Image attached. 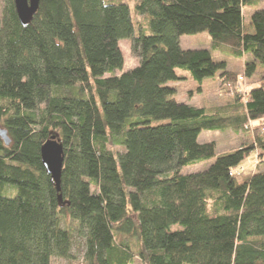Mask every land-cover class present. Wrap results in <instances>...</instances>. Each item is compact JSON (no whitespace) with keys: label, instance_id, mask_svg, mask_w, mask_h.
I'll return each instance as SVG.
<instances>
[{"label":"trees","instance_id":"trees-1","mask_svg":"<svg viewBox=\"0 0 264 264\" xmlns=\"http://www.w3.org/2000/svg\"><path fill=\"white\" fill-rule=\"evenodd\" d=\"M1 1L0 129L10 143L0 138V264L73 260L66 218L83 264H264V171H237L251 152L264 164V85L223 116L177 102L170 85L183 68L242 99L237 73L212 55L247 56V78L264 68V11L252 12L249 33L247 0H138L150 34L135 35L124 3L40 0L23 26L14 0ZM201 32L210 49L181 48L182 36ZM122 40L138 65L115 75ZM250 127L251 144L182 173L214 157L203 131ZM51 134L64 152L59 191L40 157Z\"/></svg>","mask_w":264,"mask_h":264},{"label":"rangeland","instance_id":"rangeland-1","mask_svg":"<svg viewBox=\"0 0 264 264\" xmlns=\"http://www.w3.org/2000/svg\"><path fill=\"white\" fill-rule=\"evenodd\" d=\"M104 4H126L131 13L132 21L134 23V34L138 35L140 33L150 34L149 30V15L139 14L136 10V5L138 4V0H103ZM2 9V1L0 0V16ZM247 10L244 11V15ZM210 37L208 33L201 32L198 34L192 35H184L180 39L181 48L187 50H193L196 48L202 49H210ZM119 49L121 51L123 57V66L120 70L115 72V75H120L123 72L131 70L138 65V59L132 55L130 50V41L122 40L119 42ZM213 60L227 61L229 58L228 55L221 54L219 52H213ZM230 69L234 70L238 75V80L236 84V90H239L242 94L239 100L236 98L235 91L233 87L230 85L221 86L219 82V78L210 77L205 78L200 82L194 81L191 79L189 73L183 68H177L175 73L180 80L171 83L170 85L176 89L175 99L179 103L189 104L197 108H204L207 113L212 114L214 112H218L222 116L227 114V112H236L235 107L240 105V103H245V92L248 91L249 88L254 86H259L261 84L264 85V71L257 70L252 78H247L244 76V64L240 60V65L236 64V62H232L228 60ZM234 64L236 67L234 68ZM233 67V68H232ZM112 74L107 73L105 76L109 77ZM241 76V77H240ZM218 109V110H215ZM228 109V111L226 110ZM128 123V121H127ZM156 124V122H153ZM255 125L257 123H251ZM260 133L264 134V117L260 120ZM264 136V135H263ZM254 137L253 128H249L246 130L245 128L241 131H232L227 130L224 132L220 131H203L198 141L199 143H215V155L213 158L207 161L200 162L195 166H187L182 169V173L189 174L193 172H197L207 168L216 157L221 154L229 153L233 150H236L242 145H249L252 143ZM113 150H121L119 147L111 146ZM259 159L257 158V151L251 152L247 157L242 161V163L238 167L239 177L243 178L250 174H254L257 171H264V164H260ZM92 190V186H91ZM73 230V249L72 253L75 257L73 260H65L61 258H53L51 260V264H83L82 255H83V241L78 237V234L75 230V223L69 221V219H64L62 221V226H67ZM133 264H141L138 258L134 259Z\"/></svg>","mask_w":264,"mask_h":264},{"label":"water","instance_id":"water-1","mask_svg":"<svg viewBox=\"0 0 264 264\" xmlns=\"http://www.w3.org/2000/svg\"><path fill=\"white\" fill-rule=\"evenodd\" d=\"M40 0H14V7L21 25L31 22L39 8ZM0 138L5 145H9L10 139L7 132L0 129ZM41 163L56 185L59 191L61 171L64 161L63 147L56 135L51 134L40 149Z\"/></svg>","mask_w":264,"mask_h":264},{"label":"crops","instance_id":"crops-1","mask_svg":"<svg viewBox=\"0 0 264 264\" xmlns=\"http://www.w3.org/2000/svg\"><path fill=\"white\" fill-rule=\"evenodd\" d=\"M263 10L264 11V0H247L246 1V5L245 6H243V8H242V16H243V25H244V27H245V29L247 30V31H249V33H252V31H253V29H252V27H251V24H250V16H251V14H252V12L253 11H255V10ZM245 10H247V12L245 13V15H244V11ZM181 39V38H180ZM209 44L211 45V39H210V41H209ZM183 49V48H182ZM187 48H185L184 50H186ZM196 49H200V48H196ZM214 52H216V51H214ZM247 59V56H243V58L241 59V61H242V63L244 62V60H246ZM228 60H231L232 62H236V64L238 65H240V60H238V59H228ZM234 62V63H235ZM239 65H238V67H239ZM228 67H229V62H228ZM234 68L236 67V65L234 64V66H233ZM232 67V68H233ZM229 69H230V67H229ZM257 70H261V71H264V68H262V67H259V66H257L256 67V70H255V73H256V71ZM218 78V77H217ZM225 154V153H224Z\"/></svg>","mask_w":264,"mask_h":264}]
</instances>
